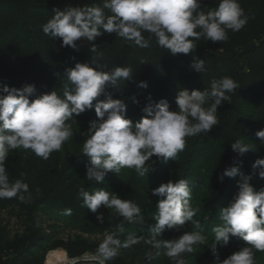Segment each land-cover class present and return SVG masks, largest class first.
Instances as JSON below:
<instances>
[{
    "label": "clouds",
    "instance_id": "1",
    "mask_svg": "<svg viewBox=\"0 0 264 264\" xmlns=\"http://www.w3.org/2000/svg\"><path fill=\"white\" fill-rule=\"evenodd\" d=\"M53 15L42 25V32L50 39L59 40L60 47L78 51L80 42H87L89 51L97 53L96 41L108 34H115L133 47L147 49L151 39L172 56L188 55L197 48V42H226L228 32L240 31L247 23L239 0H219L215 8L205 10L200 0H101L100 3L54 8ZM144 33H148L145 38ZM147 63L146 59L141 60ZM94 65V66H93ZM97 56L85 62H76L64 69L68 84L62 95L50 91L37 95L34 84L22 89L4 85L0 88V199H26L29 184L23 179L25 173L14 181L10 180L5 162L9 152L16 149L30 150L37 157L48 160L51 153L60 151L63 144L73 136L69 121L94 108L96 119L89 121L84 133L82 154L89 158L86 179L102 184L108 173H120L121 169H135L143 177L149 172L146 162L154 156L167 161L175 159L184 150L186 138L208 133L218 125L216 113L223 102L231 99L239 85L229 76L213 78L203 90L187 88L177 90L176 110H170L169 102L161 99L146 107V113L138 121L126 118L127 106L123 99H113L105 92L106 86L116 87L119 81L133 80L131 67L115 66L104 70ZM189 68L196 73L206 71L204 59L193 56ZM138 87L146 89V81ZM106 99L97 100L101 94ZM96 101L94 104L93 102ZM133 103H138L133 100ZM207 105V107H205ZM255 136L264 144V128ZM234 152L243 156L253 151L243 140L231 144ZM242 161L237 166L227 167L218 176L235 178L237 191L228 206L220 209V224L213 227L214 240L210 245L214 264H255L254 251L264 252V187L256 190L250 183L253 176L264 179V158H258L251 165L252 172L241 171ZM158 197L155 223L149 229L150 239L146 243L155 249H164V255L185 264L182 254L194 251V245L205 243L206 237L199 230L183 232L178 238L157 239L168 230L179 231L186 222L200 229L194 220L198 209L191 204L192 189L186 179L169 180L150 190ZM81 207L97 214L96 220H104V208L122 217L128 223H143L141 207L133 200L121 198L104 188L92 192L83 189L78 193ZM65 209V215H71ZM119 233L125 231L118 226ZM230 237H238L245 246L220 260L218 246H228ZM140 237L129 234L123 242L116 232H105L95 251L98 264L114 259L121 248L138 243ZM76 259L66 264H76Z\"/></svg>",
    "mask_w": 264,
    "mask_h": 264
},
{
    "label": "rangeland",
    "instance_id": "2",
    "mask_svg": "<svg viewBox=\"0 0 264 264\" xmlns=\"http://www.w3.org/2000/svg\"><path fill=\"white\" fill-rule=\"evenodd\" d=\"M25 36L31 38L28 32ZM77 43L79 50L69 48L66 60H71L73 52H89L87 42ZM249 108L235 101L220 106L216 113L218 125L208 133L187 137L184 150L178 152L175 159L164 161L154 156L146 162L149 172L143 177L135 169L123 168L118 174L108 173L102 184L86 179L85 165L89 163V158L82 154V147L86 139L84 133L91 120L71 125L73 136L60 151L51 153L48 160L37 157L30 150H11L5 162L6 168L24 164L40 175L46 163L50 162L55 167L58 180L56 187L25 181L29 184V192L25 194L24 202L17 198L0 199V263L11 264L12 260H19L18 264H51L53 257V264H65L63 258L65 254L70 257L71 251L75 252L77 259L93 258L107 231L116 232L122 242L129 234L140 237V240L128 248H121L119 254L106 264H175L174 260L164 255L163 248L157 250L146 243L151 238L149 229L155 223L152 217L159 199L152 196L150 190L169 180L186 179L192 189L191 204L198 209L193 219L200 222L201 228L195 229L191 222H186L179 231L166 229L157 239H175L183 232L199 230L206 237L205 243L194 245V251L182 254V258L185 264H214L210 245L214 240L212 229L219 224V214L216 217L213 212L228 206L238 190L239 180V176L225 177L220 182L218 176L225 168L237 166L240 161L243 162L241 171L250 174L251 165L258 159L259 149L252 140L247 143L253 151L243 156L231 148L235 140L246 143L245 130H249L247 124L251 121L244 118L242 111ZM229 113L234 114L235 121H229ZM130 119L138 121L136 116ZM239 119L243 122L239 123ZM258 180L264 182L258 175L250 181L256 190L264 186L259 185ZM100 188L135 201L141 207L144 222L128 223L112 210L104 208L98 210L104 213L103 222H98L97 214L81 207L78 193L81 189L92 192ZM65 209H71V215L63 214ZM119 225L125 229L122 234L118 231ZM233 238L230 237L228 246H218L220 260L245 246L239 241H232ZM253 251L255 264H264V252Z\"/></svg>",
    "mask_w": 264,
    "mask_h": 264
},
{
    "label": "trees",
    "instance_id": "3",
    "mask_svg": "<svg viewBox=\"0 0 264 264\" xmlns=\"http://www.w3.org/2000/svg\"><path fill=\"white\" fill-rule=\"evenodd\" d=\"M101 0H0V88L7 85L10 88L22 89L27 84H34L37 95L56 91L62 95L64 86L68 84L63 75L64 69L73 67L76 62H85L92 56H97L99 63L109 68L115 66L131 67L133 80L119 81L116 87L106 86L105 92L113 99H123L127 106L126 118L136 116L139 120L146 113V107L154 105L161 99L169 102L170 110H176L175 96L180 88L203 90L209 86L213 78L232 77L239 88L230 93L231 99L223 102H237L249 106L242 111L244 118L250 119L245 130V141H254L259 152L258 158H264V144L255 136L256 131L264 128V0H239L245 15L246 25L238 32H228L226 42H197V48L188 55L172 56L165 49L159 48L155 38L151 39L149 48L140 49L131 46L115 34L104 35L97 39V53L73 52L71 60L67 59L69 48L60 47V41L50 39L42 32V25L53 15V9H63L68 6H83L84 4L100 3ZM205 10L215 8L219 0H200ZM29 33L30 39L25 36ZM145 38L149 34L144 33ZM257 47L251 52H243L251 43ZM242 52V53H241ZM193 56L204 59L206 71L196 73L189 68ZM146 59L147 63L141 60ZM68 61V62H67ZM94 66V65H93ZM140 81H146V89L138 87ZM97 100L106 99L101 94ZM138 103H133V100ZM94 104L96 101L93 102ZM207 107V105L205 106ZM229 121H235L232 113ZM96 119L94 108L75 117L76 122L70 125H80ZM228 121V122H229ZM242 123L243 120H238ZM10 179L21 178L25 173V181L56 187L57 175L55 167L50 162L40 175L33 173L24 164H14L7 168ZM263 185V180H258ZM264 187V186H263ZM261 188V187H259ZM259 190V189H257ZM48 206V203L45 204ZM219 209L214 210L217 217ZM219 224L221 223L218 218ZM245 242L238 237L232 241ZM75 258V252H70ZM12 260L11 264H18ZM1 264V263H0Z\"/></svg>",
    "mask_w": 264,
    "mask_h": 264
},
{
    "label": "built area",
    "instance_id": "4",
    "mask_svg": "<svg viewBox=\"0 0 264 264\" xmlns=\"http://www.w3.org/2000/svg\"><path fill=\"white\" fill-rule=\"evenodd\" d=\"M67 258L68 260L73 259V258L68 257V255H67ZM76 264H98V261L95 259V257L93 258L83 257L82 259H76Z\"/></svg>",
    "mask_w": 264,
    "mask_h": 264
},
{
    "label": "water",
    "instance_id": "5",
    "mask_svg": "<svg viewBox=\"0 0 264 264\" xmlns=\"http://www.w3.org/2000/svg\"><path fill=\"white\" fill-rule=\"evenodd\" d=\"M256 47H257V43L253 42L250 45H248L246 48H244L243 52L245 54H247V53L251 52L253 49H255Z\"/></svg>",
    "mask_w": 264,
    "mask_h": 264
},
{
    "label": "bare ground",
    "instance_id": "6",
    "mask_svg": "<svg viewBox=\"0 0 264 264\" xmlns=\"http://www.w3.org/2000/svg\"><path fill=\"white\" fill-rule=\"evenodd\" d=\"M52 258H53V257H52ZM52 258H51V264H53ZM63 261H64V258H63ZM64 262H65V261H64ZM65 264H66V262H65Z\"/></svg>",
    "mask_w": 264,
    "mask_h": 264
}]
</instances>
